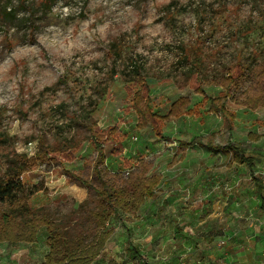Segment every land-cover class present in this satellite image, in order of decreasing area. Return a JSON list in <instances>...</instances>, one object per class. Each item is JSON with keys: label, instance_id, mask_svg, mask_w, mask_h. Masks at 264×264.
<instances>
[{"label": "rangeland", "instance_id": "374dc122", "mask_svg": "<svg viewBox=\"0 0 264 264\" xmlns=\"http://www.w3.org/2000/svg\"><path fill=\"white\" fill-rule=\"evenodd\" d=\"M237 60L248 68L239 93L251 66L264 62V0H0V178L12 157L31 159L23 175L39 188L31 207L71 232L89 229L88 207L79 205L92 192L66 175L92 177L96 151L83 123L115 127L121 151L104 169L124 174L123 161L142 156L160 182L134 214L109 224L113 233L91 264H264V108L228 99L231 118L208 111L215 82ZM196 64L203 95L190 84ZM136 71L154 112L178 94L198 115L165 123L160 136L138 130L128 96L139 89ZM194 138L201 142L179 147ZM229 143L253 158L252 174L221 149ZM44 147L60 162L39 160ZM69 151L76 159L63 161ZM45 238L41 230L32 244L0 243V264L41 263Z\"/></svg>", "mask_w": 264, "mask_h": 264}, {"label": "trees", "instance_id": "16d2710c", "mask_svg": "<svg viewBox=\"0 0 264 264\" xmlns=\"http://www.w3.org/2000/svg\"><path fill=\"white\" fill-rule=\"evenodd\" d=\"M41 1L48 6L52 0ZM21 4L25 5L24 2ZM193 68L197 71V75H191V88L195 93L203 95L204 91L200 82L197 81L199 65H193ZM247 69L241 65L240 60H237L224 75L219 77L215 85L220 87V91L217 96L209 99V112L216 116L221 115L223 118H231L233 115L226 107L228 99L234 105L246 107L252 111L264 108V62L251 66L249 84L244 90L239 93L234 91L239 78L244 76ZM136 72L134 82L139 89L129 88L128 96L130 107L136 115L138 130L149 128L155 135L160 136L165 123L183 116L198 115V112L190 107V100L178 94L167 98L163 113L154 112L151 107L150 87L140 71ZM83 128L87 132L88 142L96 151L92 177L88 179L83 175L67 172L66 179L92 192V195L88 197H91L92 201L89 202L88 199L79 205L81 210L88 207L85 211L89 229L79 226L77 233L71 232L46 209L31 207L30 199L39 191L37 186L23 182V175L31 171L34 166L31 159L24 155L12 157L9 160V167L0 178V243L32 244L39 232L44 230L47 253L39 264L93 263L113 233L109 224L113 220L121 223L123 215L134 214L145 199L154 196L160 182V175L154 170L152 163L143 157L139 158L134 166L124 160V166L127 167L124 174L105 170L106 160L118 155L121 151L117 137L119 129L113 127L101 130L94 123H83ZM200 142L199 138H194L188 144L180 142L179 147L186 150ZM206 145L212 147L210 143ZM45 147L39 160L45 161L47 157L60 162ZM221 149L232 155L235 163L244 165L251 174L253 173V158L247 156L243 149L231 143ZM63 159V161L71 162L76 159V155L69 151L63 154ZM32 162L34 163V160ZM253 182L256 190L261 192V181L253 177ZM90 203L92 207L89 206ZM132 253L136 258H140L135 248H132Z\"/></svg>", "mask_w": 264, "mask_h": 264}, {"label": "crops", "instance_id": "0c3cea01", "mask_svg": "<svg viewBox=\"0 0 264 264\" xmlns=\"http://www.w3.org/2000/svg\"><path fill=\"white\" fill-rule=\"evenodd\" d=\"M119 130H120V129H119ZM135 134H136V133H133V136H134ZM135 136H137V135H135ZM130 141H131V137H130ZM138 142H139V137H138ZM138 142H136V143H134V144H137ZM130 143L133 144V142H130ZM211 148H212V147H211ZM141 157H142V156H141ZM141 157H140V158H141ZM143 158H144V157H143ZM138 159H139V158H138ZM138 159H137V160H138ZM137 160H136V161H137ZM136 161H135L134 163H130L129 161H127V162H129V163L131 164V166H134L135 163H136ZM155 190H156V189H155ZM261 192H262V191H261Z\"/></svg>", "mask_w": 264, "mask_h": 264}, {"label": "built area", "instance_id": "2783aa9c", "mask_svg": "<svg viewBox=\"0 0 264 264\" xmlns=\"http://www.w3.org/2000/svg\"><path fill=\"white\" fill-rule=\"evenodd\" d=\"M131 142H133V143H136V142H138V137L137 136H131Z\"/></svg>", "mask_w": 264, "mask_h": 264}]
</instances>
